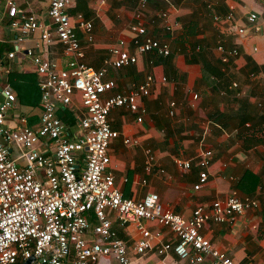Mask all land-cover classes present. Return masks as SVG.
Segmentation results:
<instances>
[{
  "label": "crops",
  "instance_id": "0c3cea01",
  "mask_svg": "<svg viewBox=\"0 0 264 264\" xmlns=\"http://www.w3.org/2000/svg\"><path fill=\"white\" fill-rule=\"evenodd\" d=\"M7 1L16 5L19 14L33 15L38 23L49 25V0H0V13L4 15L0 18L3 57L0 88L9 85L17 99L7 114V124L18 126L15 116L20 114L33 127L40 115L39 78L25 50H33L60 69L65 67L69 56L64 55L55 40L52 45H45L40 30L16 45L19 32L9 26ZM208 3L211 8L202 0H147V7L141 11L147 32L168 42L172 53L167 58L141 55L136 65L121 69H113L105 61L113 46L132 48L135 34L130 26L137 21L136 0H71L67 13L75 23L92 24L91 43L77 31L85 52L83 61L94 69L106 67L109 78L116 83L114 92L131 91L148 74L157 79L149 96L139 100L146 110L141 122H137L136 114L122 109L112 111L108 117L111 128L119 134L108 146L107 170L114 176L115 187L125 198L135 201L156 193L163 208L185 220L195 208L210 211L212 202L223 201L232 194L256 198L260 203L258 209L241 214L231 226L208 222L202 233L234 263L264 264V0H208ZM231 11L233 22H215L214 16L224 20ZM163 12L169 13L170 24H176L169 35L162 21L153 26L149 23ZM248 12L257 15L252 26L246 22ZM240 28L244 30L242 35L237 34ZM221 43L227 49L236 46L239 56L223 64L216 47H211ZM192 44L196 45L194 50ZM9 52H15L14 59L4 57ZM162 77L167 79L165 84L160 82ZM233 83L238 86L232 87ZM193 94L198 99L192 100ZM170 101L177 104L173 116L168 114ZM78 107L74 105L67 110L77 115ZM125 138L136 143L125 144ZM10 148L12 158L23 166L21 152ZM146 150L153 154L154 168L150 173L144 170ZM209 150L212 157L204 170L207 183L194 190L201 172L197 160ZM177 158L189 160L190 169L176 167ZM246 172L252 175L243 179L250 195L236 188ZM89 217L95 224L93 217ZM144 223L147 229L160 232L161 242L174 241L172 234L159 224ZM112 229L129 248L139 238L133 223L120 227L114 222ZM129 255L131 264H190L173 253L159 257L151 251L137 256L130 251Z\"/></svg>",
  "mask_w": 264,
  "mask_h": 264
},
{
  "label": "built area",
  "instance_id": "2783aa9c",
  "mask_svg": "<svg viewBox=\"0 0 264 264\" xmlns=\"http://www.w3.org/2000/svg\"><path fill=\"white\" fill-rule=\"evenodd\" d=\"M202 1L211 8L208 0ZM70 4L71 0H49V25H44L33 15L19 14L16 5L7 1L9 26L19 32L16 45L40 30L41 41L49 46L55 40L69 59L60 69L33 50H25L39 78L40 115L36 126L28 125L20 114L15 116L18 126L7 124V114L15 107L17 99L9 85L0 88V264H111V261L131 264L130 251L137 256L151 251L159 257L173 253L190 264L207 261L209 264H236L206 239L202 230L208 222L233 225L241 214L260 207L256 198L232 194L223 201L212 202L210 211L195 208L185 220L163 208L156 193H148L135 201L125 198L115 187L114 176L107 170L108 146L119 134L111 128L108 117L112 111L122 109L136 114L137 122H141L146 110L139 100L149 96L157 79L148 74L131 91L114 92L116 83L109 78L106 67L94 69L84 63L85 52L77 31L91 43L93 26L86 21H71L67 13ZM146 7L147 0H136L134 18L137 21L130 26L135 34L132 48L111 47L105 65L121 69L136 65L141 55L160 58L171 55L168 42L148 34L141 14ZM3 16L0 13V18ZM213 18L216 23L233 22V12L224 20L219 16ZM256 20L257 15L248 12L247 25H254ZM158 21L164 23L166 35L172 33L176 24L169 23L168 12L158 14L149 23L153 26ZM243 33L242 28L237 29L238 35ZM15 52L6 53L4 57L12 60ZM216 52L223 64L239 56L236 46L227 49L219 44ZM2 68L3 57L0 56V71ZM211 79L217 80L215 76ZM160 82L165 84L166 77ZM237 86L232 84L234 88ZM196 99L197 94H193L192 100ZM74 105H79V114L74 115L75 127L71 128L57 114ZM176 106L175 101L169 102L170 116L174 115ZM124 143L136 142L125 138ZM11 146L21 152L19 158L25 160L23 166L12 158ZM145 154L144 170L150 173L154 168L153 154L150 150ZM211 157L210 150L204 151L197 160L201 172L194 190L207 183L208 175L204 170ZM174 164L182 170L191 167L189 160L178 158ZM145 221L167 229L174 241L161 242L160 232L147 229ZM114 222L120 227L135 224L139 238L130 248L112 229Z\"/></svg>",
  "mask_w": 264,
  "mask_h": 264
},
{
  "label": "trees",
  "instance_id": "16d2710c",
  "mask_svg": "<svg viewBox=\"0 0 264 264\" xmlns=\"http://www.w3.org/2000/svg\"><path fill=\"white\" fill-rule=\"evenodd\" d=\"M195 44H192V49L194 50L195 49ZM216 77V76H215ZM39 90V89H38ZM39 100H40V92H39ZM58 117L66 124L68 125L69 127H75V121H76V118L74 116V114H72L70 111L68 110H60L58 112ZM248 176H252L251 174L249 173H245L241 178L240 180L236 183V188L242 192H244L245 194H248L250 191L246 190L244 188V183H243V179L247 178ZM250 195V194H248Z\"/></svg>",
  "mask_w": 264,
  "mask_h": 264
},
{
  "label": "rangeland",
  "instance_id": "374dc122",
  "mask_svg": "<svg viewBox=\"0 0 264 264\" xmlns=\"http://www.w3.org/2000/svg\"><path fill=\"white\" fill-rule=\"evenodd\" d=\"M221 44H223V43H221ZM211 45V44H210ZM219 45V44H218ZM224 45V44H223ZM211 47L214 49V47H216V46H213V45H211Z\"/></svg>",
  "mask_w": 264,
  "mask_h": 264
},
{
  "label": "water",
  "instance_id": "95a60500",
  "mask_svg": "<svg viewBox=\"0 0 264 264\" xmlns=\"http://www.w3.org/2000/svg\"><path fill=\"white\" fill-rule=\"evenodd\" d=\"M29 262H27L26 264H28Z\"/></svg>",
  "mask_w": 264,
  "mask_h": 264
}]
</instances>
